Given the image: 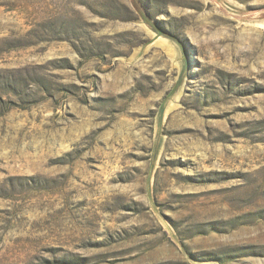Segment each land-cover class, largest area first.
Masks as SVG:
<instances>
[{
    "label": "rangeland",
    "instance_id": "obj_1",
    "mask_svg": "<svg viewBox=\"0 0 264 264\" xmlns=\"http://www.w3.org/2000/svg\"><path fill=\"white\" fill-rule=\"evenodd\" d=\"M0 264H264V0H0Z\"/></svg>",
    "mask_w": 264,
    "mask_h": 264
}]
</instances>
